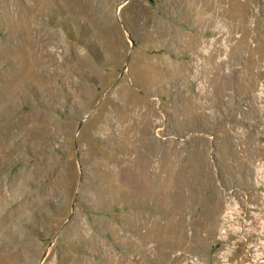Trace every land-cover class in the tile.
Masks as SVG:
<instances>
[{
	"label": "rangeland",
	"instance_id": "rangeland-1",
	"mask_svg": "<svg viewBox=\"0 0 264 264\" xmlns=\"http://www.w3.org/2000/svg\"><path fill=\"white\" fill-rule=\"evenodd\" d=\"M0 264H264V0H0Z\"/></svg>",
	"mask_w": 264,
	"mask_h": 264
}]
</instances>
